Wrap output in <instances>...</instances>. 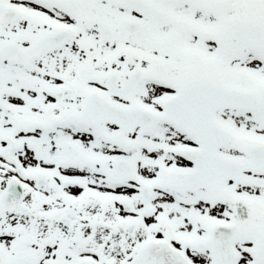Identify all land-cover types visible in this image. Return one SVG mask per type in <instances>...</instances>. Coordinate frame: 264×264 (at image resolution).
Instances as JSON below:
<instances>
[{"label":"snow or ice","instance_id":"1","mask_svg":"<svg viewBox=\"0 0 264 264\" xmlns=\"http://www.w3.org/2000/svg\"><path fill=\"white\" fill-rule=\"evenodd\" d=\"M0 264H264V0H0Z\"/></svg>","mask_w":264,"mask_h":264}]
</instances>
